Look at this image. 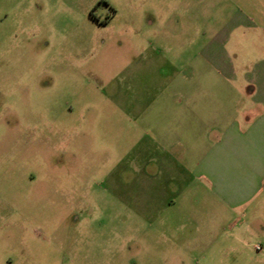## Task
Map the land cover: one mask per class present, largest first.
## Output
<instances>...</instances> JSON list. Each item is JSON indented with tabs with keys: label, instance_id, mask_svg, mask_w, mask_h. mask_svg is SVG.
I'll list each match as a JSON object with an SVG mask.
<instances>
[{
	"label": "rangeland",
	"instance_id": "374dc122",
	"mask_svg": "<svg viewBox=\"0 0 264 264\" xmlns=\"http://www.w3.org/2000/svg\"><path fill=\"white\" fill-rule=\"evenodd\" d=\"M211 2L0 0V264H264V201L243 217L166 180L165 238L144 200L154 107L221 23Z\"/></svg>",
	"mask_w": 264,
	"mask_h": 264
},
{
	"label": "crops",
	"instance_id": "0c3cea01",
	"mask_svg": "<svg viewBox=\"0 0 264 264\" xmlns=\"http://www.w3.org/2000/svg\"><path fill=\"white\" fill-rule=\"evenodd\" d=\"M209 15L223 19L205 31L210 35L190 60V74L174 75L165 103L154 107L157 126L148 125L154 136L142 149V177L150 176L145 164H160L161 194L144 200L157 203L165 238L177 205L166 196V180L243 217L264 201V0H212Z\"/></svg>",
	"mask_w": 264,
	"mask_h": 264
},
{
	"label": "built area",
	"instance_id": "2783aa9c",
	"mask_svg": "<svg viewBox=\"0 0 264 264\" xmlns=\"http://www.w3.org/2000/svg\"><path fill=\"white\" fill-rule=\"evenodd\" d=\"M255 248H256V249H258V248H259V246H257V245H256V246H255Z\"/></svg>",
	"mask_w": 264,
	"mask_h": 264
}]
</instances>
